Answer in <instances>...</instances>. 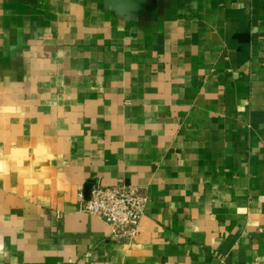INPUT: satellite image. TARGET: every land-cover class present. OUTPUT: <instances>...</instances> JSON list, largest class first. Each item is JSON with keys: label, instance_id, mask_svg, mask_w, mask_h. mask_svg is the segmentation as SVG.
I'll use <instances>...</instances> for the list:
<instances>
[{"label": "crops", "instance_id": "obj_1", "mask_svg": "<svg viewBox=\"0 0 264 264\" xmlns=\"http://www.w3.org/2000/svg\"><path fill=\"white\" fill-rule=\"evenodd\" d=\"M0 264H264V0H0Z\"/></svg>", "mask_w": 264, "mask_h": 264}, {"label": "built area", "instance_id": "obj_2", "mask_svg": "<svg viewBox=\"0 0 264 264\" xmlns=\"http://www.w3.org/2000/svg\"><path fill=\"white\" fill-rule=\"evenodd\" d=\"M148 197L137 186H92L90 199L81 200V212L97 216L110 228L114 242L130 244L139 233V223L144 216Z\"/></svg>", "mask_w": 264, "mask_h": 264}, {"label": "water", "instance_id": "obj_3", "mask_svg": "<svg viewBox=\"0 0 264 264\" xmlns=\"http://www.w3.org/2000/svg\"><path fill=\"white\" fill-rule=\"evenodd\" d=\"M92 186H93V184H88V185L86 186V190H85V194H84V199H85L86 201H88V200L90 199Z\"/></svg>", "mask_w": 264, "mask_h": 264}]
</instances>
